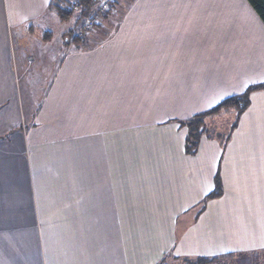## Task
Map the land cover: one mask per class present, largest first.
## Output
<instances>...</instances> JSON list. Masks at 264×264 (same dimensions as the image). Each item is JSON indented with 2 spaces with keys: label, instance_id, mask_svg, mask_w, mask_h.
Here are the masks:
<instances>
[{
  "label": "crops",
  "instance_id": "obj_1",
  "mask_svg": "<svg viewBox=\"0 0 264 264\" xmlns=\"http://www.w3.org/2000/svg\"><path fill=\"white\" fill-rule=\"evenodd\" d=\"M53 1L0 0V264H264V90L223 146L202 138L188 155L172 122L264 83L249 2L116 0L75 45ZM48 19L62 43L34 59L36 105L13 39L50 48Z\"/></svg>",
  "mask_w": 264,
  "mask_h": 264
},
{
  "label": "trees",
  "instance_id": "obj_2",
  "mask_svg": "<svg viewBox=\"0 0 264 264\" xmlns=\"http://www.w3.org/2000/svg\"><path fill=\"white\" fill-rule=\"evenodd\" d=\"M253 10L256 12V14L260 17L262 22L264 23V0H247ZM116 5V1H115ZM93 7V1L92 0H54L50 5V11L55 12V14L58 16L59 20L61 22H67L71 20L76 12H77V26H79V23L83 21L85 16L89 13L91 8ZM111 12L105 13V15L109 14ZM102 17V20L104 18ZM76 27L74 28V31L71 33V37H69L72 41H77L78 43L81 42V39H78V36H76ZM93 31V30H92ZM91 33V32H90ZM89 33V34H90ZM77 43V44H78ZM264 90V83L251 86L246 92L240 95L229 97L222 102H220L217 106L212 108L209 111H206L204 113H200L193 117L191 120H188L181 124V126H186L188 129V136L186 139V145H185V151L188 155H195L198 153L200 142L202 140L203 135L207 132L206 126H205V120L208 117H212L215 115H219L221 113H229L233 112L236 116V122L234 123L229 137H227L226 141L231 137L233 131L237 128L238 122L242 114L249 108L250 106V98L251 94L256 91ZM224 193L222 181L220 178V175L218 174L215 178V189L214 191L208 195L207 199H217L221 197ZM224 259L220 258H196V259H183L180 260L182 264H216V263H222L221 261L224 260H231L232 257H222ZM160 264H165V261H163Z\"/></svg>",
  "mask_w": 264,
  "mask_h": 264
},
{
  "label": "rangeland",
  "instance_id": "obj_3",
  "mask_svg": "<svg viewBox=\"0 0 264 264\" xmlns=\"http://www.w3.org/2000/svg\"><path fill=\"white\" fill-rule=\"evenodd\" d=\"M45 21L46 22L44 23V26L45 27L47 26L50 29L49 32L52 33V35L49 37V39H46V40L51 41L50 48L46 49L45 47L42 46L43 40L41 39V35H39V33H37V32L34 33V35H30L27 37L24 36V34H25L24 32H18V33L16 32V33H14V39H13V44L16 46L17 54L22 53L24 55V48H25V53L27 54V56L25 55L26 61L28 63L29 69L33 70V71H31L32 76L29 77L30 81L27 83V85L33 86V89H35V91H36V97L34 99H32L33 103L36 105H38V103H39L40 93L45 91L44 88L46 87L47 82L44 81L42 83H39V82H35L33 80L36 77L33 74V72L39 70V64H40L38 61H35L34 59L43 57L41 55L45 53V56L51 57L50 63H53L57 58H59L58 56H59L60 52H59L58 46H59V43H62L61 33H60L61 30L59 27L62 25L59 23L57 24V22L53 21V19H48ZM70 23H75L76 29L80 28L82 22L79 23V26H77V12H76L75 16L72 18L71 22L69 20V24ZM102 23H103V20L90 34L78 35V39H81V42L78 43L77 41H74V44L75 45H77V43L80 45L85 44L87 41V38H89V36L94 31H97V28H100L102 26ZM46 40H44V41H46ZM20 43H22V45L24 47L21 46V48H20V46H19ZM19 48L21 50H19ZM74 48L76 49V46H74ZM50 68H51V66H50ZM45 77H48V76H45ZM21 80L22 81H20L19 86L23 91V90H26L25 89V82H26L25 80H28V77L22 78ZM195 116H193V117H195ZM192 118L186 119L183 121L175 120L172 122L179 125V124H183L184 122H186L188 120H191ZM236 119H237V116L233 112L221 113L219 115L208 117L205 120V126L207 129V132L203 135L202 138L219 139L220 145L223 146L222 144H224L225 141L227 140L226 138L229 137L230 131H231L234 123L236 122ZM182 127H184V126H182ZM184 128H186V126Z\"/></svg>",
  "mask_w": 264,
  "mask_h": 264
},
{
  "label": "built area",
  "instance_id": "obj_4",
  "mask_svg": "<svg viewBox=\"0 0 264 264\" xmlns=\"http://www.w3.org/2000/svg\"><path fill=\"white\" fill-rule=\"evenodd\" d=\"M93 7L83 19L80 28L76 31V36L89 34L102 21L105 13L113 12L115 10L116 0H92ZM101 20V21H100Z\"/></svg>",
  "mask_w": 264,
  "mask_h": 264
}]
</instances>
